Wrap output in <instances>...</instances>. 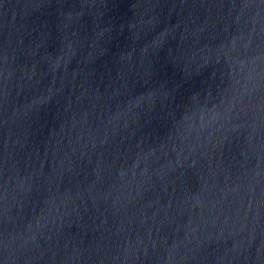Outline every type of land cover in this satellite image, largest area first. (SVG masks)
<instances>
[{"label": "water", "instance_id": "water-1", "mask_svg": "<svg viewBox=\"0 0 264 264\" xmlns=\"http://www.w3.org/2000/svg\"><path fill=\"white\" fill-rule=\"evenodd\" d=\"M0 264H264V0H0Z\"/></svg>", "mask_w": 264, "mask_h": 264}]
</instances>
